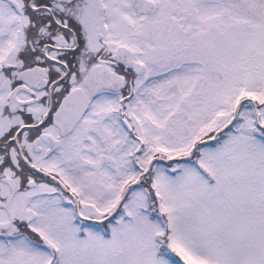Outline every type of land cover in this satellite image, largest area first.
Returning <instances> with one entry per match:
<instances>
[{
  "label": "snow or ice",
  "instance_id": "obj_1",
  "mask_svg": "<svg viewBox=\"0 0 264 264\" xmlns=\"http://www.w3.org/2000/svg\"><path fill=\"white\" fill-rule=\"evenodd\" d=\"M0 264H264V0H0Z\"/></svg>",
  "mask_w": 264,
  "mask_h": 264
}]
</instances>
